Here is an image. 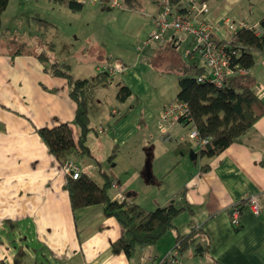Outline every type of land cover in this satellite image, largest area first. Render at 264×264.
<instances>
[{
  "label": "crops",
  "instance_id": "crops-1",
  "mask_svg": "<svg viewBox=\"0 0 264 264\" xmlns=\"http://www.w3.org/2000/svg\"><path fill=\"white\" fill-rule=\"evenodd\" d=\"M85 1H78L82 7L75 12L55 2L49 5L55 21L63 26V46L69 51L58 60L66 62L79 79H90L103 70L108 74L105 83H89L86 88L91 129L85 142L90 155L81 157V164L76 155L69 154L68 158L97 184L102 183L99 165L116 184L115 189L108 188L111 199L129 198L145 210L164 206L171 200L186 208L174 217L172 228L154 243L137 249L130 257L122 252L113 253L110 243L121 233L119 224L114 218L105 217L99 204L71 210L61 164L34 130L67 123L76 138V128L71 124L74 103L68 96L66 81L44 71L31 53L13 55L18 41L8 42L0 35V259L4 264H14L19 254L23 264H161L174 247L175 237L194 228L199 231V248L188 247L177 253L176 264H264V164H260L264 160V114L237 142L212 157L197 155L199 145L185 133L182 135V129L189 128L188 125L176 122L159 133L155 128L157 114L174 99L176 80L175 89L171 90L173 97L162 100V94L151 96L153 88L148 94L150 84L145 75L156 55L166 52L165 57L172 56L173 33H164L157 49L145 46L143 54L134 56L128 48L108 50L93 33L94 37L88 34L78 41V32L88 27L81 21L83 10L89 14L84 20L87 22L100 13L98 7L109 10L98 0H87V6ZM125 2L132 6L135 0ZM16 3L8 1L0 24L8 9L18 10ZM150 3L145 26L151 31L157 2ZM124 8L121 4L119 9ZM204 18L217 27L222 22V17L213 20L207 14ZM239 20L260 33L259 19L252 23ZM227 34L220 27L214 36L221 40L227 39ZM190 41L188 35L181 43L190 45ZM32 42L34 45V39ZM57 45L54 44L55 50ZM170 62L173 66L180 59L173 57ZM246 74L255 94L264 102V54L254 53V62ZM111 83L116 103L118 84L130 91L129 97L119 102L120 111L116 106L101 108V102L94 97L105 87H111ZM145 95L148 101L143 99ZM112 110L116 113L112 114ZM123 110L127 113L122 115ZM187 150L192 151L193 158H186ZM169 167L178 174L168 179L161 195L150 196L152 207L143 206L139 195L148 192L151 184H160L157 179L168 174ZM252 196L259 203L257 214L247 200ZM234 209L238 210L235 229L229 222Z\"/></svg>",
  "mask_w": 264,
  "mask_h": 264
},
{
  "label": "trees",
  "instance_id": "trees-1",
  "mask_svg": "<svg viewBox=\"0 0 264 264\" xmlns=\"http://www.w3.org/2000/svg\"><path fill=\"white\" fill-rule=\"evenodd\" d=\"M8 1L0 0V15ZM50 1L62 4L74 12L82 7L77 0ZM171 1L176 11H183L184 1ZM100 4L104 5L101 2ZM37 23L42 26L45 21L38 20ZM257 25L260 33H256L253 27H241L232 33L228 32L227 39L220 40L213 36L215 40L226 43V50L229 52L235 50L233 54L230 52V60L244 69L252 66L255 52L264 54V12ZM32 38L34 39L32 47H28L23 41L16 43L13 55L31 53L43 66L44 71L66 81L68 96L74 103L71 124L76 128L77 135L76 138L72 136L67 123L52 127H35L34 130L48 152L60 164L69 159V154L90 155L85 142L91 129L88 117L89 97L86 88L89 83H105L108 81V74L103 70L90 79L76 78L66 62L52 56L54 51L52 42L43 40L42 36L33 35ZM162 38L156 43H159ZM173 70L177 85L175 98L186 104L189 119H179L177 122L188 125L189 128L193 127L198 136L205 139L197 151L200 157H212L230 143L237 142L240 136L264 114V102L255 94L246 73L234 75L228 78L223 85L216 86L209 81V72L203 65L194 62H178L173 65ZM198 78L201 80L198 81ZM129 95L130 91L126 86L117 85L115 98L118 102H124ZM113 155L114 152L109 157ZM96 163L98 164V161ZM260 164H264V160ZM97 171L102 178L101 184H97L86 172L79 170L78 177L75 179L65 176V189L71 210L99 204L105 217H112L116 220L121 233L110 243V250L113 253L122 252L126 257H130L137 249L154 243L172 228L174 217L186 208L171 200L164 206L145 210L129 198L121 201L111 199L108 195L111 180L99 165ZM247 200L249 203V198ZM235 228L237 226L233 227ZM198 237L199 231L194 228L185 235H177L173 249L176 253H180L188 247L199 248V243L196 241ZM0 264H4L1 259ZM14 264H23L19 254Z\"/></svg>",
  "mask_w": 264,
  "mask_h": 264
},
{
  "label": "rangeland",
  "instance_id": "rangeland-1",
  "mask_svg": "<svg viewBox=\"0 0 264 264\" xmlns=\"http://www.w3.org/2000/svg\"><path fill=\"white\" fill-rule=\"evenodd\" d=\"M205 1L207 4V11L203 15V18L208 14L210 18L213 20L220 19L222 17V21H223L224 17H226V19L228 20L246 19L248 22L252 23L255 22L257 19H260V16L264 11V0H205ZM16 2L17 5H15V8H17L18 10H16L15 12H11V10L8 9L6 13L3 15V20L1 21L0 24V35L2 36V38H7V40L9 39L8 42H12V43H14L15 41L18 42L23 41L26 42L28 46H31L33 45L32 42L33 35L42 36V39L45 41L48 42L50 41L55 45H57L56 44L57 42L59 43L56 46L57 50H55L54 48V51L52 53L53 57L57 59H61L62 57H65V54L68 55L67 53H69V51L67 50V48H64L65 46H63V41H65V39L61 37V35L64 34L65 31L63 32L62 29L63 26L59 23V20L55 21L54 11L53 9L50 8V6H52L53 1L16 0ZM150 2L151 0H135V2L132 3V6H130L124 0H120V3L125 7L124 9L109 8V10H106V9H100V7H98L97 9L99 10L100 13L98 15H94L91 22L84 21L89 17V14L84 9L82 12L83 17L81 16L82 18H84V20L82 19L81 21L87 23L88 27L78 32L77 34V37H79L78 41H80L82 37H88L87 36L88 34L93 33L96 39L102 40L103 43L106 45L107 49L110 51L114 49L117 50V48L121 50H123L124 48H128V50H131L132 56L139 53L143 54L142 49L145 46H141L140 49L137 50V52L135 51V47L143 39H145L147 35L150 33V30L146 29L145 26L147 20V13H148L147 11H149L150 9L149 7L151 4ZM88 4L89 2L86 0L85 5L87 6ZM128 7H130L131 9H126ZM38 20L45 21V24H43L42 26L39 25L37 23ZM96 25L97 27H95ZM218 27L219 29L220 27L223 28L221 23L219 24ZM69 42L73 43L74 40H69ZM88 46L89 45H87V47ZM99 46L101 47V45ZM146 46H153L154 49H157L159 47L158 43L156 42H150L149 45ZM190 48H191L190 45L188 44L185 45V43H181L174 45L173 49L172 48L170 49V53L172 54L171 57H165L167 56L166 52L165 54L161 52L160 56L156 55L155 59L149 63L150 71L145 75V79L150 84L148 94H150V90L153 88L151 96H155L154 98H156L158 93L162 94L163 96L162 100H164V98L173 97L172 92L175 89L173 88V83L174 80H176V76L173 72L174 70L170 62V59L176 57L180 59L181 63H188L191 61H195L197 64L199 63V65L201 63V60L196 55H193L194 58L193 60H191V58L189 57L184 56L183 53L184 50ZM107 49H106V53L108 52ZM164 49L167 50L166 48ZM113 87H114V83H111V87L108 86L105 87L99 93L97 92L94 97L98 99L99 102H101L99 103L100 104L99 106L101 108L107 110L111 106H116L119 109L118 111H120L122 106L119 105V102L116 103V101L113 98V90H112ZM158 98L159 97H157V99ZM143 99L148 101L146 95L143 97ZM143 99L141 98V100ZM139 102L140 100L137 103ZM133 103L134 102L132 101V104ZM124 111L125 110L119 113L122 115L127 113V111L125 112ZM156 122H158V114H157ZM156 122H155V128H156ZM189 129L190 128H188L187 126H184V128L182 129L183 131L182 135L184 133L187 134ZM154 130H155L154 131L155 135H157V131L160 133L158 129L157 131L156 129ZM184 154L186 155L187 158L188 150L187 152L185 151ZM81 157L85 158L84 155L83 156L77 155L76 161L80 162V159H82ZM180 167L181 166L178 167L179 172H180ZM168 171H169L168 174H164L162 177L157 179L161 181L160 184H156V183L151 184L149 186L148 192L143 191L139 195L140 202L143 204V206L145 205V207H152V203H151L152 201L150 196H153L154 194L161 195L162 194L161 190L162 188H164V186L167 185L166 182L168 181V179L173 177L175 178L176 174H178L176 171H174V169L171 170L170 167L168 168ZM154 208L155 207L151 208L150 210ZM171 234H173V232H171Z\"/></svg>",
  "mask_w": 264,
  "mask_h": 264
},
{
  "label": "built area",
  "instance_id": "built-area-1",
  "mask_svg": "<svg viewBox=\"0 0 264 264\" xmlns=\"http://www.w3.org/2000/svg\"><path fill=\"white\" fill-rule=\"evenodd\" d=\"M79 1V0H77ZM109 8H121L120 0H98ZM183 11H176L174 3L171 0H156L157 12L152 18V29L145 39L137 46L139 50L141 46H146L150 42L159 41L163 34L170 31L173 33L172 45L180 44L186 36H190V49L184 50L185 57L196 55L201 61L205 69L208 70L209 81L216 85H223L226 80L234 75H242L246 73V69L238 64L231 62L230 52L233 54L235 50H226L227 44L214 39V34L219 27L207 22L203 15L207 11L205 0H185ZM223 29L232 33L236 29L246 27L242 20L224 19L221 22ZM117 68V66H116ZM118 69V68H117ZM109 72L112 69L109 68ZM198 81L201 78L197 79ZM116 113L115 110L111 111ZM179 119H188V111L186 104L174 97L166 106L158 113L157 129L160 133H164L167 129L176 123ZM187 138L195 141L198 145L205 142L204 138L198 136L197 131L190 127L186 134ZM62 172L65 176L75 179L79 174V166L71 159L66 160L61 165ZM110 188L115 189L116 184L110 183ZM123 197L117 201H121ZM249 206L254 214L259 211V203L255 196L249 197ZM230 224L232 227L238 225V210L234 209L230 216ZM176 251L172 248L165 256L161 264H176Z\"/></svg>",
  "mask_w": 264,
  "mask_h": 264
},
{
  "label": "water",
  "instance_id": "water-1",
  "mask_svg": "<svg viewBox=\"0 0 264 264\" xmlns=\"http://www.w3.org/2000/svg\"><path fill=\"white\" fill-rule=\"evenodd\" d=\"M188 157L189 158H193L194 157V154L192 153V151L189 150V153H188Z\"/></svg>",
  "mask_w": 264,
  "mask_h": 264
}]
</instances>
